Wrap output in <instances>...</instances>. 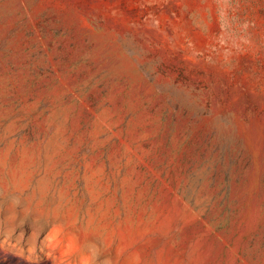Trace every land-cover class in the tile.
<instances>
[{
  "label": "rangeland",
  "instance_id": "obj_1",
  "mask_svg": "<svg viewBox=\"0 0 264 264\" xmlns=\"http://www.w3.org/2000/svg\"><path fill=\"white\" fill-rule=\"evenodd\" d=\"M0 264H264V0H0Z\"/></svg>",
  "mask_w": 264,
  "mask_h": 264
}]
</instances>
